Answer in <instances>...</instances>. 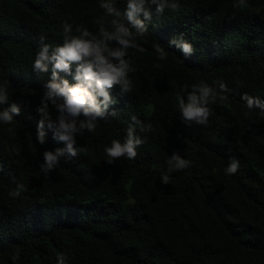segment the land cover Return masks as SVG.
<instances>
[{"label":"trees","instance_id":"16d2710c","mask_svg":"<svg viewBox=\"0 0 264 264\" xmlns=\"http://www.w3.org/2000/svg\"><path fill=\"white\" fill-rule=\"evenodd\" d=\"M130 2L0 0V113L13 117L0 121V264H264V0H142L141 25ZM73 39L127 65L107 95L91 89L102 115H72L50 87L83 82L91 57L66 70L51 59ZM201 84L204 124L179 107ZM130 131L137 156L109 163ZM45 152L62 153L47 174Z\"/></svg>","mask_w":264,"mask_h":264},{"label":"clouds","instance_id":"9594fccd","mask_svg":"<svg viewBox=\"0 0 264 264\" xmlns=\"http://www.w3.org/2000/svg\"><path fill=\"white\" fill-rule=\"evenodd\" d=\"M246 6V0H238V4L236 5L238 8H244ZM105 7L108 6L105 5ZM176 7L177 5H172V8ZM129 9V17L133 19L134 23L141 25V22L135 20L134 17L137 13L144 11L142 0L140 3H137V0H131ZM109 10L111 11L110 8ZM118 31L123 35L129 34L127 30L123 28H120ZM105 35L107 36L108 34L105 33ZM108 38H116L122 45L125 47L128 46V41L123 39L121 35H117L115 37L108 36ZM182 47L185 52H188L191 49V45L188 43H184ZM106 50L107 49L102 48L99 43H92L82 39H73L70 43L58 48L56 53L51 57L52 60L56 61L55 69L60 70L68 69L70 62L72 61L79 62L84 60L86 57L92 58L87 62L82 63L78 69L77 79L82 80V83H79L73 87H69L66 81L63 87L57 83H52L50 85L55 94L62 95L66 98V103L62 107H65L72 115H79L81 111H83L85 115H89L92 112H95L96 115H102L99 108L97 107L96 98L91 89L94 87L99 88L102 94L107 95V93L104 92V89L113 87V85L119 83L121 77L124 76V70L127 65L123 59L120 60L119 66L113 65L102 54V52ZM110 55L120 58L124 55V52L117 50L115 52H111ZM48 60V48L44 47L43 50L40 51L38 55H36L34 65L37 69H43L46 71L47 66L45 61ZM193 87L199 91L200 95L198 96L194 90L193 93L189 95L187 103H185L182 98L180 99L179 107L185 120H194L197 123L204 124L207 122L210 115L209 109L206 107V98L209 96L212 89L204 84L199 86L194 85ZM224 87V85H221V88ZM243 98L248 100V107L252 108V99H250L248 96H244ZM11 111L16 113L19 111V109L13 105ZM41 111L43 112L44 109H41ZM12 119L13 117L8 111L0 113V121L11 123ZM133 119H135V117ZM61 127L65 129L66 132H70L74 129L75 125L64 123L62 120ZM88 127L94 128V125L89 124ZM61 139L69 141L67 150L72 156H76L77 150L73 148L72 137L68 134H65L61 136ZM140 143H142L141 140L133 139L131 137V131L126 142L121 143L119 140H113L111 146L105 148V152L110 158L109 163H112L115 159H118L122 156H126L129 159H134L137 156L136 146ZM60 155H62L61 152H57L56 154L51 152L44 153L45 163H42L40 167L45 172V174L58 165V157ZM174 159L177 161L174 166L176 169H185L190 164V161L179 159V157H174ZM238 167V162H232L231 166L228 167L226 171L228 174H235L238 170ZM168 180L169 177L165 175V183H168ZM19 188L22 190L23 186L21 185ZM9 194L12 196H18L19 191L11 192ZM61 264H63L62 257Z\"/></svg>","mask_w":264,"mask_h":264}]
</instances>
